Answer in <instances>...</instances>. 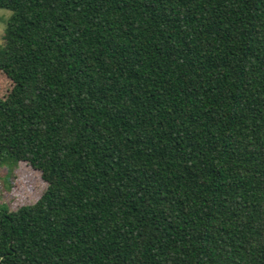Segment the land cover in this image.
<instances>
[{
    "label": "trees",
    "instance_id": "obj_1",
    "mask_svg": "<svg viewBox=\"0 0 264 264\" xmlns=\"http://www.w3.org/2000/svg\"><path fill=\"white\" fill-rule=\"evenodd\" d=\"M0 8V264H264V0Z\"/></svg>",
    "mask_w": 264,
    "mask_h": 264
},
{
    "label": "rangeland",
    "instance_id": "obj_2",
    "mask_svg": "<svg viewBox=\"0 0 264 264\" xmlns=\"http://www.w3.org/2000/svg\"><path fill=\"white\" fill-rule=\"evenodd\" d=\"M11 11L0 8V48L4 45L5 29ZM13 85L12 80L0 71V96L6 97ZM46 182L41 172L28 162H20L16 167L0 164V205L15 210L24 204L35 202L45 191Z\"/></svg>",
    "mask_w": 264,
    "mask_h": 264
}]
</instances>
